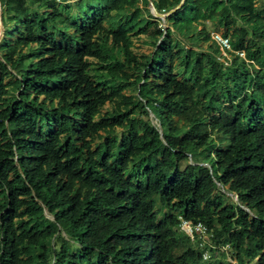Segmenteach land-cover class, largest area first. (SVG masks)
<instances>
[{"label": "trees", "instance_id": "1", "mask_svg": "<svg viewBox=\"0 0 264 264\" xmlns=\"http://www.w3.org/2000/svg\"><path fill=\"white\" fill-rule=\"evenodd\" d=\"M150 1L0 0V264H264V0Z\"/></svg>", "mask_w": 264, "mask_h": 264}, {"label": "built area", "instance_id": "2", "mask_svg": "<svg viewBox=\"0 0 264 264\" xmlns=\"http://www.w3.org/2000/svg\"><path fill=\"white\" fill-rule=\"evenodd\" d=\"M56 1H60V0H56ZM210 35H211V38L214 39L218 43L219 48L221 49V52H222V57L225 56L228 58V54H230L231 51H234L239 56L244 57V52L242 50L233 49L228 35L224 34L223 32H217L216 30L211 31ZM180 228L184 230L185 233H187L191 238H194L195 236H197V238H200L199 245H203L208 240V238L212 236V233L207 229L206 225L200 221L196 223H192L190 220L181 218ZM211 246L215 247L214 245H211ZM220 247L222 248L223 251L226 252L227 259L233 262V260L228 255L229 245L222 244ZM208 256H209L208 250L204 249L202 251V257L207 258Z\"/></svg>", "mask_w": 264, "mask_h": 264}, {"label": "rangeland", "instance_id": "3", "mask_svg": "<svg viewBox=\"0 0 264 264\" xmlns=\"http://www.w3.org/2000/svg\"><path fill=\"white\" fill-rule=\"evenodd\" d=\"M258 4H260L261 3V0H257L256 1ZM264 3V2H263ZM149 7H150V4H149ZM0 11H1V8H0ZM161 13V12H160ZM165 12H163V13H161V16H159V17H161V18H164V16H165ZM0 21H1V18H0ZM214 29L213 28H211V31H213ZM210 31V32H211ZM217 32H222L223 31V28H218L217 30H216ZM3 35V26H2V23L0 22V37ZM5 37H12V36H10V35H8V34H6L5 35ZM144 36L143 35H140V36H138V37H136V36H134L133 37V41H134V46H133V50L135 51V52H149L150 50H151V44L150 43H145L143 40H144ZM230 57V54H228V58ZM219 59L220 60H223V61H225V63H227L229 60H227V57H222V52H221V56L219 57ZM180 76V75H179ZM5 80H7V78L6 79H4V81ZM123 91H125V92H129L130 90H128V89H124ZM105 107H108V103H106L105 104ZM152 122L153 123H155V124H158V122L156 121V120H152ZM120 131H121V128L120 127H116V132H117V134L118 135H120ZM93 146H94V144H93ZM230 196H231V198H232V200H234V201H237V198L234 196V193L233 194H230ZM161 216V214H158V218ZM222 252V251H221ZM223 253V255H222V257H225L226 259H227V255H226V252L225 251H223L222 252ZM232 260H233V262L232 263H234L235 262V260L233 259V258H231Z\"/></svg>", "mask_w": 264, "mask_h": 264}, {"label": "water", "instance_id": "4", "mask_svg": "<svg viewBox=\"0 0 264 264\" xmlns=\"http://www.w3.org/2000/svg\"><path fill=\"white\" fill-rule=\"evenodd\" d=\"M181 2H182V0H180V2H179L174 8H172L171 10L165 12V13H166L165 15H167L170 11L174 10L175 8H177V7L180 5ZM150 10H151V12H152L155 16H161V13L158 12V11L155 9V7H154L152 1H150ZM0 22H1V21H0ZM230 194H233V193H230ZM234 196H236V195L234 194ZM236 198H237V197H236Z\"/></svg>", "mask_w": 264, "mask_h": 264}]
</instances>
